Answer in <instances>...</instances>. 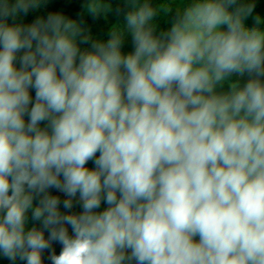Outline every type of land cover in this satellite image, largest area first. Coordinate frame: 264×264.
<instances>
[{"label":"clouds","instance_id":"9594fccd","mask_svg":"<svg viewBox=\"0 0 264 264\" xmlns=\"http://www.w3.org/2000/svg\"><path fill=\"white\" fill-rule=\"evenodd\" d=\"M47 2L0 0V255L264 264V18L245 24L255 3L125 0L103 40L59 11L18 22ZM112 11L82 4L93 18Z\"/></svg>","mask_w":264,"mask_h":264},{"label":"rangeland","instance_id":"374dc122","mask_svg":"<svg viewBox=\"0 0 264 264\" xmlns=\"http://www.w3.org/2000/svg\"><path fill=\"white\" fill-rule=\"evenodd\" d=\"M246 1L254 2V1H259V0H246ZM109 2L112 5L113 11L108 13L107 17H105L104 15H100L96 18H93V16L90 14L82 13V4L84 3V0H73L70 3H67L66 6H60V7L56 8V11L62 12L63 14H65L66 16H68L70 18L82 20L83 26L85 27L86 31H88L91 34L93 39L107 40L109 38L108 34L110 31V28L113 25H116L118 23H123V14L125 11H127V9L124 7L125 0H109ZM151 2H152V0H151ZM177 3L179 4L180 0H177ZM117 8L120 9L119 14H117V12H116ZM255 16H256V14L253 12L252 15L245 20V24L247 27H253L254 26V19L253 18ZM260 28L262 30H264V24H261ZM127 39L129 41V44H130L129 50L125 51L123 49L122 51L124 53L130 52L133 50L131 36L129 35ZM82 47L87 48L88 45H82ZM248 78L249 77L247 74H245L244 77L240 78L241 84L245 83ZM233 79H235V77ZM225 87H227V86L225 85ZM30 94L33 96V99H34L35 90L30 89ZM25 119L27 120V117ZM45 123L46 122L42 123L41 127H44ZM97 155H99V154H97ZM87 166L89 168L95 167V165L92 163V161H89ZM104 207H107V205L102 203L100 210H102ZM34 223H35L36 227H38V228L41 227L40 222H32V225ZM45 235L47 236V233H45ZM53 247H54L55 253L59 254V252L61 250V246L59 244H54ZM47 255H48V253H44L45 264H50V262L47 261V259H46ZM8 262H10L11 264H26V262L20 261L19 259H17L15 262L10 261V260L5 261V263L2 262V264H8ZM134 264H135V262H134Z\"/></svg>","mask_w":264,"mask_h":264},{"label":"trees","instance_id":"16d2710c","mask_svg":"<svg viewBox=\"0 0 264 264\" xmlns=\"http://www.w3.org/2000/svg\"><path fill=\"white\" fill-rule=\"evenodd\" d=\"M72 1L73 0H48L47 4L45 6H42L40 9H37V10H34V11H30L27 16H21L19 18L18 22H22L24 24H28V23L32 22L38 16L46 17L49 12L56 11V8H58L60 6H66L67 3H70ZM152 2L155 5V4L159 3V0H152ZM246 2H250V1H246ZM254 3H255V8H254L253 12L256 15H259L262 18H264V0L254 1ZM158 20H159L160 28H168V27H170L171 17L165 18L163 16H160V17H158ZM129 45H130L129 41H128V39H126L124 44H123V46H122V50L123 49L125 51L129 50ZM49 191L52 194H54V195H59L61 200H63L65 198L62 193H57L54 189L53 190H49ZM35 202H37V201H34V203ZM61 210L63 211L62 205H61ZM81 210L82 209L80 208L79 204H75V202H74V208L72 209V211L80 212ZM28 216H29L28 227L30 228V227L33 226L32 225L33 221H31V211H29ZM196 239H198V237ZM5 261H9V259H7L6 257L0 255V264H2V262L5 263ZM8 264H11V263L8 262ZM132 264H134V261L132 262Z\"/></svg>","mask_w":264,"mask_h":264}]
</instances>
